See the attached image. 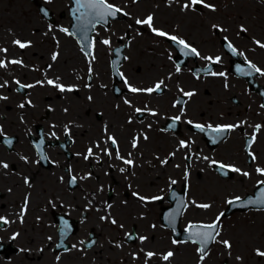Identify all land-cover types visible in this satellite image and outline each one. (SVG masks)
Wrapping results in <instances>:
<instances>
[{
    "label": "flooded vegetation",
    "instance_id": "1",
    "mask_svg": "<svg viewBox=\"0 0 264 264\" xmlns=\"http://www.w3.org/2000/svg\"><path fill=\"white\" fill-rule=\"evenodd\" d=\"M108 2L123 12L89 26L93 59L85 55L89 49L81 50L86 42L78 30L89 19L81 15L89 11L87 0H81L84 7L76 0H0V49H7L0 60L22 61L0 68V97H7L0 99V218L7 221L0 220V264H264L257 255L264 251L263 231L253 235L235 219L264 208L248 204L221 216L236 197L264 199V175L257 172L264 169V75H244L248 61L264 70V48L256 44L264 43V0H204L214 10L184 9L190 0ZM148 15L155 28L200 55L135 23ZM16 39L30 46L21 49ZM105 39L111 44L101 43ZM209 69L225 76L209 75ZM49 79L73 90L62 92ZM159 81L161 90L151 94L128 86L146 89ZM223 125L239 127L212 131ZM89 148L93 155L85 159ZM213 160L241 172L220 169ZM218 191L226 192L223 207L212 201ZM218 216L220 235L201 261L200 244L191 237L197 229L190 225ZM169 251L174 255L165 261Z\"/></svg>",
    "mask_w": 264,
    "mask_h": 264
},
{
    "label": "snow or ice",
    "instance_id": "2",
    "mask_svg": "<svg viewBox=\"0 0 264 264\" xmlns=\"http://www.w3.org/2000/svg\"><path fill=\"white\" fill-rule=\"evenodd\" d=\"M76 2L81 7L85 6L84 4L81 3V0H76ZM196 5L206 6V7L212 8L214 10V6L205 5L204 4V0H190V4L189 3H185L183 5V8L184 9H189L190 6L194 7ZM87 7H88L89 11L87 13H82L81 15L82 16L87 15L89 17V19H87V21L84 24H82L80 26V28L78 29L80 31V33H81V39L86 42L83 45L81 50L84 51L85 49H89V51L85 52V55H92V58L95 59L94 54L91 52V49L93 47V43L94 42L88 41V36H87L88 31L91 30L89 26H91V28H94L97 23H107L108 22V17L115 18L117 13H122L123 10L121 8L117 7L116 5L109 3L108 0H87ZM77 11H78V9H77ZM123 14L127 15V13H123ZM45 15H47V12H45ZM78 19H79V17H78ZM135 23L137 25H147L153 31L154 34H156L158 36H161V37H167L168 39H171L172 41L178 43L179 45H182L183 49H187L191 54H195L196 56L200 55V53L197 51V49L195 47H193L192 45L188 44L185 40H183L181 38H178L176 36H170L168 33L155 28L153 26L154 25V17H153V15H148L143 20L137 19L135 21ZM213 27L217 28L218 26L214 25ZM61 31L67 33L68 35H72L73 34V33L69 32L68 29H61ZM241 31H245L246 32L247 30L244 29L243 27H241ZM13 43L15 45L19 46L21 49H24V48L29 47L31 42L30 41L29 42H22L21 40L16 39V40L13 41ZM101 43H103L104 45H110L111 41L109 39H105V40H102ZM256 44L259 47L264 48V43H261L260 41H256ZM227 47L233 52V54H236L237 50L234 48V46H232L229 43L227 45ZM0 51L6 52L7 49H0ZM117 52H119V50H117ZM57 56H58V53L53 54L52 59L55 61L57 59ZM125 59H127V57H125ZM204 59H206L208 61H212L213 63H219L220 60H221V57L217 56V57L213 58L211 56H208V57H205ZM8 63H11V64H22V61L13 59V60L8 61L6 63L5 61L0 60V68H6ZM247 63L249 65V71L244 72V75H253L254 73H259L261 75H264V70L259 68L257 65L251 63V61H248ZM176 71L177 72L180 71L179 66H177ZM91 72H92V68H91V61H90L89 62V78H91ZM118 74L123 78V73H118ZM207 74L212 75V76H225V73H217V72L211 71L210 69H209ZM5 83H7V82H5ZM16 83L18 85H20V88H25V87L31 88V87H34V85H22V84H20L19 81H16ZM38 83H42V82H38ZM125 83H128L126 79H125ZM47 84L58 88L62 92L65 91V90H67V91H72L73 90L71 87H67L66 88L64 85L59 84L56 81L51 80V79L47 80ZM162 84H163V81H159V82H157L155 84L154 87H150V88H146V89L132 87L130 84L128 86H129L130 91H132L134 93L147 92V93L151 94V93H155V92H158L159 90H161ZM3 86L4 85H0V87H3ZM225 86L227 87V85H225ZM180 91L183 93L184 96H187V97H192L193 95H195L194 92H184L183 89H181ZM0 99H7V97H0ZM89 99L91 100V97H89ZM125 103H129V102L126 100ZM178 103H179V101H178ZM28 104H31L30 100L28 101ZM19 107L23 108L24 104L19 105ZM261 107H264V105H261ZM136 111L137 112H141V109H136ZM152 114L155 115V113H152ZM173 119L178 121V120H180V116H176ZM188 123L192 124V121H188ZM195 127L197 129L201 130V131L204 130V126L203 125L196 124ZM209 127H211V126L209 125ZM235 127H239V125L217 126L216 128H213L212 131L217 133V134H219V133H223V132H226L228 130H231V129L235 128ZM260 127H261L260 125H257L256 129L259 130ZM144 139H147V137L145 136ZM255 139H256L255 136L251 137L249 146L251 145L252 142L255 141ZM109 140H111V143L113 145H115L117 143V141H116V139L114 137H109ZM8 143H11V141H8ZM180 146L182 148H188L189 144L182 140V141H180ZM133 147H136V143L135 142L133 143ZM91 155H93V150L91 148H89L88 149V154H87V156H85V159H87L88 156H91ZM108 155L110 156L111 153L108 152ZM117 155H118V158H121V157H119L118 149H117ZM173 155H174V153H173ZM185 158L188 159V157H185ZM204 159L207 160L208 157H204ZM253 159H255L254 155H253ZM124 163L128 164V165H133L134 162L131 159H127V160H124ZM162 163H167V160L162 161ZM211 164L218 165V167L220 169H230L233 172H241V170L239 168H235L234 166H231V165L221 164V163H219V162H217L215 160L211 161ZM2 167L7 169L9 167V165L4 163V164H2ZM124 171H125V169L122 168L121 172H124ZM257 172L260 173L261 175H264V169H257ZM185 175L187 176V172H186ZM243 175L244 176H248L249 173L244 172ZM75 179H76L75 177H72V182L73 183L75 182ZM171 183L175 184L176 181H171ZM260 183H264V181H261ZM140 199L141 200H146L147 198L146 197H140ZM152 199H160V197H154ZM235 199H236V201H239L242 198L236 197ZM193 203H195V202L193 201ZM228 203L232 204V203H234V201L229 200ZM247 204H249V205L264 204V199L249 200V201H247ZM196 206L200 207V208H204V209H207V208L211 207V205H209V204H200V205H196ZM24 207L25 208L27 207V199L25 201V206ZM109 207H111V205H109ZM222 215L223 214H221V216ZM220 218L221 217L218 216L217 219L214 222H212L211 224L190 225V228L197 229V230H195V231H193L191 233V237L193 238L192 239L193 243H199L200 244V247L198 248V252L200 253V260L201 261H203L205 259V257L207 256V254H208L206 249H207V246H208L209 242L210 241L211 242H215L216 241V237L220 235ZM22 219H23V213H21V222H22ZM102 219H107V217H104ZM0 220H4V222L7 223L5 218H0ZM112 223L115 224L116 221L112 220ZM170 223H173V224L175 223V216L172 217V219L170 220ZM129 238H131V235L129 236ZM140 239L143 241V240H146L147 237H140ZM173 243L175 244V243H179V242L174 240ZM220 243L224 247L229 248V249L232 246L231 243L228 240H222V241H220ZM73 247H75V246H73ZM146 255L148 257H152V256L155 255V253L148 252ZM173 255H174V253L169 251L163 256V259L165 261H167V260H169L170 257H173ZM257 255H259L260 257H264V251H260L259 249H257ZM237 259H240V258L237 257Z\"/></svg>",
    "mask_w": 264,
    "mask_h": 264
},
{
    "label": "rangeland",
    "instance_id": "3",
    "mask_svg": "<svg viewBox=\"0 0 264 264\" xmlns=\"http://www.w3.org/2000/svg\"><path fill=\"white\" fill-rule=\"evenodd\" d=\"M224 193H225L224 197L220 191L213 193L212 201L217 203V206H219L221 204L220 207H223L222 199L225 198L226 192H224ZM228 195H231V194L227 192V196ZM205 201H207V200H205ZM235 219H237L239 222L242 223L244 231H250L253 233V235H255V232L258 231L260 233V231L262 230L263 233L261 235L260 244L262 246H264V228L262 227V229H261V227H260V224H264V213L253 212V213H247V214H238V215H236ZM230 225H231V223L228 225L229 228H230ZM258 243H259V241H258ZM248 245L252 246V243L249 242Z\"/></svg>",
    "mask_w": 264,
    "mask_h": 264
}]
</instances>
